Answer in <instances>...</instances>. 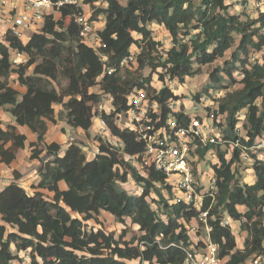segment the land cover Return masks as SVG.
<instances>
[{
	"label": "trees",
	"instance_id": "1",
	"mask_svg": "<svg viewBox=\"0 0 264 264\" xmlns=\"http://www.w3.org/2000/svg\"><path fill=\"white\" fill-rule=\"evenodd\" d=\"M97 1L84 3L94 7ZM101 1L107 7L96 12L105 16L99 49L80 38L74 16L83 9L74 5L46 16L29 39H18L8 31L0 43V109L14 119L6 127L0 120V164L10 167L17 160L27 143L19 128H27L36 135L30 159L38 163L39 177L28 191L16 183L18 177L0 192V264L20 261V253H26L31 264H40L38 259L41 264L184 263L183 248L191 245L185 223L197 213L186 204L171 203L162 193L167 188L165 175L154 170L146 176L138 173L133 159L140 157L144 145L132 131L115 123L128 111V96L135 89L146 91L162 106L165 122V104L178 97L168 87L157 93L151 86L154 74L162 81L165 78L159 69L184 83L199 74L194 71L195 63L207 65L224 58L238 35L237 50L223 67L210 73L205 91L226 90L225 82L241 85L220 100V111L227 114V145L236 139L244 111L242 145L252 147L264 135V14L258 20H241L229 13L226 0H127L126 5L118 0ZM67 18L71 23L62 29ZM90 20L95 21L93 15ZM153 23L164 26L172 39L173 46L165 52L152 38L149 26ZM133 47L140 50L136 63L122 65ZM13 50L26 54L28 62L14 66ZM261 52V60L252 61ZM145 69H150L147 77ZM237 73L243 75L242 80H237ZM12 77L18 88L9 84ZM104 97L111 100L113 109L99 113L95 107ZM95 117L105 122L120 147L102 137L96 138V146L88 152L72 138L64 152L60 144L46 143L51 125L65 122L88 132ZM213 149L219 161L213 166L219 191L210 212L217 217L211 221L212 240L220 245L221 256L228 257L227 264H245L250 256L264 254V160H255V181L245 183L232 170L240 151L234 150L229 162L221 145H208L199 153L204 157ZM129 177L142 188L140 195L124 187ZM168 193L171 197L172 192ZM102 212L124 226L130 221L141 235L128 241L127 227L118 238L90 227L89 222L100 223ZM224 213L235 221L246 219L242 250L237 249L232 230L220 226Z\"/></svg>",
	"mask_w": 264,
	"mask_h": 264
},
{
	"label": "built area",
	"instance_id": "2",
	"mask_svg": "<svg viewBox=\"0 0 264 264\" xmlns=\"http://www.w3.org/2000/svg\"><path fill=\"white\" fill-rule=\"evenodd\" d=\"M17 2L21 4V10L16 12L17 7L14 8L15 14L10 16L9 22L5 24L8 23V31L21 40L29 38L28 32L36 31L42 26L45 17L56 13L59 8L65 5L82 7L79 0H60L57 3L51 0H17ZM74 22L79 27L80 38L86 44L94 49L102 47L100 29L97 30V23L90 20L84 9L82 13L74 16ZM136 61L137 55L131 51L122 65L135 64ZM11 62L14 66L26 64L28 56L13 50ZM113 71L110 70V73ZM151 86L153 87L152 83ZM165 87L168 86L163 85L156 92L159 93ZM169 89L174 93L175 89ZM219 105V102L208 96L192 100L190 105L186 102L181 103L179 99H171L165 104L168 116L165 122H162V106L146 91L135 89L128 96V111L125 115L119 116L115 122L117 123L124 116L128 118L132 127L127 129L132 131L136 140L144 145L143 153L138 159H133L134 162L132 161L138 173L146 176L149 170H154L165 175L167 188L161 189L158 184L156 186L171 199V203L186 204L197 213L196 218L185 223L191 245L183 248L185 253L183 264H227L228 260V257L221 256L220 245L212 240L214 227L211 221H216L217 217L210 212L216 203L219 190L215 173L209 187H206L202 181L204 170L201 169L200 162L206 155L201 157L199 150L208 145H221L222 150L225 147L223 151H226V160L229 162L233 158L234 150L238 149L240 151L238 162L245 163L250 169L253 168L252 162L256 159L264 160V155L262 156L264 135L256 139L254 146H243L242 139L246 138V131L242 123L236 129V139L229 145L226 144L224 136L227 114L220 111ZM101 121L103 129L106 128L105 122ZM168 188L172 192L171 197ZM2 191L0 185V192ZM208 199H210L209 205H207ZM153 209L156 210V207L153 206ZM242 220L244 224L245 218L238 222ZM219 222L223 228H233V221L227 213L222 214ZM27 260L30 264L28 255ZM38 261L41 263L40 259ZM245 264H264V254L250 256Z\"/></svg>",
	"mask_w": 264,
	"mask_h": 264
},
{
	"label": "rangeland",
	"instance_id": "3",
	"mask_svg": "<svg viewBox=\"0 0 264 264\" xmlns=\"http://www.w3.org/2000/svg\"><path fill=\"white\" fill-rule=\"evenodd\" d=\"M3 1L5 0H0V11H2L3 9H7L8 8V4H2ZM80 3L82 4L83 9L85 10V12L88 14L89 17H91L92 15L95 18V22L98 23H104L105 21V16L103 14H98L96 13L98 10L101 9H105L107 7V5L105 3H103L101 0L97 1L94 5V7H92L91 5L85 4V0H79ZM122 5H126L127 0H118ZM227 4L230 6L229 7V13L230 14H235L240 16L241 20H247V19H252V20H258L260 18V16L262 14H264V0H226ZM56 18H60L58 14H56ZM71 23V19L67 18L63 21V24L61 26L62 29L67 28ZM97 26L100 27V24H98ZM149 29L152 31V38L154 41L159 42L162 45V52H165V50L170 49L173 46L172 43V39L169 35V33L166 31V29L164 28V26L153 23L152 25L149 26ZM1 30H0V34H1ZM195 32H193L192 34H194ZM30 35L33 34L32 31L29 32ZM137 38V35H135ZM5 38V37H4ZM0 37V43L4 42L5 39ZM2 39H4V41H1ZM239 42H240V37L238 35H235V44L232 47L231 50H229L224 58L222 59H218L217 61H215L212 64H207V65H197L196 63L194 64V71L199 72L198 75H196L194 78H186L184 83H181L178 81V79H171L170 76L166 73L165 70L163 69H159L157 72L161 73L165 76V79H163L164 82L160 81L161 79H159V76L157 74H154L153 76V81H152V85L153 88H155L156 90H159L161 88V86H168L169 88L175 89L176 91L174 92V94L176 96H178L179 100H195L196 96L199 95V97L202 96H208L209 98H211L212 100L219 102L220 100L224 97L225 93H227L228 91H234L236 89L241 88L240 84H236V85H230L229 82H225L223 85L227 86L228 89L220 91V90H214L211 89L208 93L205 91L206 88L208 87V85L210 84L209 81V75L211 72H213L216 68H220L224 66L225 61L230 60L232 53L234 51L237 50L238 46H239ZM132 52L136 55H138L140 53V50L137 47H133ZM162 52L159 53L162 54ZM165 56V55H164ZM262 57V52L261 53H256L253 55L252 57V61H256V60H261ZM13 64V63H12ZM150 74V69H145L143 72L144 77H147ZM236 78L238 81L242 80L243 75L241 73H237ZM9 84L11 86L17 87L16 85V81H14L13 77L12 79H10ZM161 84V85H160ZM94 92H97L98 89L94 88L92 89ZM179 94V95H177ZM182 94V95H180ZM110 99L107 97L103 98V101L101 104L97 105L95 107V109L100 113L102 111L105 112H110V109L112 108L111 103L109 102ZM191 114H193L192 111H190ZM246 111L242 112L240 114V119H241V123L244 122L243 117L245 116ZM98 119L95 117L93 119V123L97 124ZM117 125H119L120 127L127 129V128H131V122L128 118H126L125 116L123 118H121L120 120H118V122L116 123ZM62 126L65 127V125L63 124ZM91 133L94 134L96 131V128H92ZM66 134L65 129H60L58 128V131L56 133V137H62V134ZM71 138L73 137L74 141L76 142H80V138H78V136L74 135L72 132L69 135ZM97 135L96 137H94V139H92V137H89V141L90 143H93V141H96V138H99ZM109 136V135H108ZM108 136L104 137L105 141H109L108 140ZM111 141L112 143L116 144L118 147H120V142L116 141V139L111 137ZM64 144L70 142V139L67 140V138H64ZM117 142V143H116ZM34 144V143H33ZM33 144H29L28 145V149L26 151V153H22L20 156V160H19V164L21 166H23L25 169L23 170V172L17 170V173L15 174L14 172H12V175H10L8 178L5 177V175H3L0 171V180L2 182L6 181V182H16L17 178H21L19 181H17L16 183L18 185L21 186H26L27 191L29 190V185L31 180L35 177V173L37 172V165L36 162H31L29 161V156L30 155V150L32 149V145ZM90 148V147H89ZM85 150L88 152L89 150L87 148H85ZM223 150H225V147L223 148ZM264 155V153L262 154V156ZM201 163V169L204 170V175L202 177V181H204V184L206 187L210 186V180L214 177V171L212 169V167L215 165H219V161L217 159L216 156V149L211 150L208 154H206V156L202 159ZM255 163V162H252ZM249 164V163H247ZM249 168L248 165H246L245 163H236L233 166V170H235L238 173V176L241 178V180L244 182H251V177L247 178L245 180H243V174L245 173L246 175H253L252 172L247 173L245 169ZM243 172V174H241ZM7 174V173H6ZM130 194H135V195H140L142 193V190L140 188V186L136 185L135 182L133 181V179L131 177H129V182L128 184H126L124 186ZM158 188V187H157ZM149 202H151L152 197L148 199ZM156 206V204H152L153 206ZM241 212H245L246 209L244 208H240L239 209ZM232 224H233V228L231 229L233 232V235L236 239V243H237V249H243L242 246L244 245L245 239L247 237V232L243 231V220L241 222L232 220ZM99 224H96L94 222H89L88 225L90 227H94L95 229H103L105 230L107 233H114L116 238L119 237V235L122 233V231L127 227V236H126V240L130 241L133 237L135 236H140V232L138 231L137 227H134L130 224V221H127V225L124 226L123 224L117 223L114 218L112 216H110L109 214H106L104 212L100 213L99 216ZM192 237H194V235L191 234ZM23 257V259L20 260V262L25 261L26 263L24 264H28V260H27V254L26 253H20ZM23 264V263H21ZM30 264H31V260H30ZM130 264H138L137 262H131Z\"/></svg>",
	"mask_w": 264,
	"mask_h": 264
},
{
	"label": "crops",
	"instance_id": "4",
	"mask_svg": "<svg viewBox=\"0 0 264 264\" xmlns=\"http://www.w3.org/2000/svg\"><path fill=\"white\" fill-rule=\"evenodd\" d=\"M3 5L4 4H8L9 6H8V8L5 10V9H3L2 11H0V30H1V34H0V37H2V38H4L5 37V35H6V33L8 32V27H9V25H8V23L7 24H5L6 22H9V18H10V16H12V15H14L15 14V11L16 12H19L20 10H21V8H22V6H21V4L20 3H18L17 2V0H5V1H3V3H2ZM17 7V9L14 11L13 9L14 8H16ZM4 19V20H3ZM104 23H105V21H104ZM104 23H103V25H102V23L100 22V23H98V24H100V27L99 26H97L96 28H97V30L98 29H102L103 28V26H104ZM97 24V25H98ZM33 33H34V31H32ZM28 35H29V38L33 35H30L29 34V32H28ZM29 38H27V39H29ZM5 39V38H4ZM4 39H2L1 41H4ZM176 90H174V92H175ZM98 92V91H97ZM177 95H179V94H177ZM180 95H182V94H180ZM176 96V95H175ZM178 97V96H177ZM179 99V98H178ZM191 101L192 100H181V103L182 102H186V103H188V105H190L191 104ZM110 103H111V105H112V102H111V100L109 101ZM112 107V106H111ZM113 109V107L110 109V110H112ZM97 119H98V121H97V124H94L93 123V126H92V128H96V131H95V133L94 134H92L91 133V129L88 131V132H84V131H82V130H80V129H73V128H71V127H69L65 122H58L57 123V125H51L50 126V130H49V132H48V134H47V137H46V143L47 144H51V143H57V144H60L61 145V151L62 152H64L67 148H68V146H69V142L68 143H65L64 144V138L66 139L67 138V140L68 139H71V137L69 136L70 135V133L72 132L74 135H76V136H78V138H80V143L83 145V147L84 148H87L88 150H91V148L92 149H94V147L96 146V143H97V141H93V143H90V141H89V137H92V139H94V137H96L97 135H100V136H98V137H102L103 139H105L104 137H106V136H108V140H110L111 141V136H110V133H109V131H108V129H107V127L106 128H104L103 129V126H102V121H101V118L100 117H96ZM0 120L3 122V127H6L8 124H14V119L11 117V116H9V114H7V113H5L2 109H0ZM65 125V127L64 126H62V125ZM58 128H60V129H65V131H66V134L64 133V134H62V137H56V133H57V131H58ZM102 130H104L103 132H102ZM19 131L22 133V134H25L26 136H27V143H26V148L24 149V150H21V151H19L18 152V154H17V160L10 166V167H7V166H5V165H3V164H0V171H1V173L3 174V175H5V177H9L10 175H12V172H14V171H17V170H19V171H21V172H23V170L25 169L23 166H21L18 162H19V160H20V156H21V154L22 153H26V151H27V149H28V145L29 144H33V143H35L36 142V135H34V134H32L27 128H19ZM112 138H114V137H112ZM72 139H73V137H72ZM114 139H116V138H114ZM116 141H119L118 139H116ZM117 143V142H116ZM121 145V144H120ZM90 147V148H89ZM32 150V149H31ZM31 150H30V155H28L29 156V161H31L32 163L33 162H36V161H32L31 159H30V156H31ZM216 164V163H215ZM36 165H37V167H38V163L36 162ZM246 170V172L247 173H250V172H252L253 173V175L251 176V174L250 175H246L245 173L243 174V172L241 173V174H243V180H245V179H247V178H250L251 177V182H250V184H252V183H254V181H255V174H254V169L253 168H247V169H245ZM7 173V174H6ZM36 175H35V177L31 180V182H30V185H32V184H34V185H36L38 182H39V177H38V175H37V172L35 173ZM14 182V181H13ZM243 182V181H242ZM245 183H248V182H246V181H244ZM12 182H6V181H4V182H2L1 180H0V185H1V187H2V190H4L8 185H10ZM29 185V186H30ZM21 186V185H20ZM21 187H23L24 189H27L26 188V186H21ZM233 233V232H232ZM20 258L21 259H23V257H22V255L20 254ZM21 263H26L25 261H23V262H20L19 260H16V261H13L11 264H21ZM40 263V262H39ZM28 264H29V262H28ZM41 264V263H40Z\"/></svg>",
	"mask_w": 264,
	"mask_h": 264
}]
</instances>
